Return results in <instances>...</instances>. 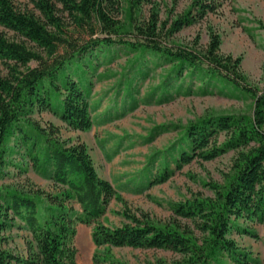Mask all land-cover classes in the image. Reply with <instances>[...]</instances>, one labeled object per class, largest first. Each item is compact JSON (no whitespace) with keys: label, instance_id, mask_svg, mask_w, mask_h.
<instances>
[{"label":"trees","instance_id":"obj_1","mask_svg":"<svg viewBox=\"0 0 264 264\" xmlns=\"http://www.w3.org/2000/svg\"><path fill=\"white\" fill-rule=\"evenodd\" d=\"M28 3L30 8H21L13 0H0V179L20 147L23 158L51 180L57 192L0 186V264H78V224H95L92 242L104 248L101 256L93 255L92 264H119L110 249L123 247L175 255L171 261L147 264H257L231 234L252 236L238 220L264 223V89L248 85L241 57L220 53L218 33L210 30L204 48L199 38L192 45L172 41L182 29L216 13L223 0H193L185 13L167 21L159 19L152 0ZM146 4L151 5L148 16L139 20L137 14ZM115 47L158 58L170 65L175 80H197L201 93L220 83L253 100L250 115L205 117L187 127L178 166L211 161L230 151L235 155L225 185H211L212 197L178 205L175 212L185 223L155 224L143 213L128 211L120 213L124 222L118 227L98 222L115 196L112 185L97 174L84 143L61 141L56 128H43L32 118L46 112L70 130H89L91 84L86 76L94 69L92 60ZM12 143L15 148L9 147ZM16 226L30 236L26 257L5 247V232Z\"/></svg>","mask_w":264,"mask_h":264},{"label":"rangeland","instance_id":"obj_2","mask_svg":"<svg viewBox=\"0 0 264 264\" xmlns=\"http://www.w3.org/2000/svg\"><path fill=\"white\" fill-rule=\"evenodd\" d=\"M13 1L18 7L30 8L28 0ZM152 1L159 19L167 21L185 13L193 0ZM150 9L151 5H142L137 14L139 20L145 19ZM121 23L128 24L127 14ZM210 30L220 35L221 54L241 57V71L248 85L264 89V0H223L216 13L182 29L172 41L192 45L199 38V46L204 48ZM92 65L94 69L86 76L91 84L89 130H70L46 112H36L32 118L43 128H56L61 141L84 143L97 174L112 185L115 196L98 222L118 227L124 222L120 213L128 211L143 213L155 224L185 223L175 212L178 205L197 197H212L211 185H225L235 155L230 151L211 161L193 160L178 166L175 161L187 127L205 117L250 115L253 100L220 83L201 93L203 86L197 80L189 77L175 80L169 64L117 47L92 60ZM23 156V149L16 147L9 157L13 165L6 168L0 186H32L55 194L57 187L53 182L35 171ZM162 178L165 181L154 183ZM73 206L80 211L79 205ZM237 223L253 234L239 235L234 231L231 237L257 264H264V223L243 220ZM16 224L21 225L18 221ZM94 225L76 226L74 245L78 264H92L93 255L103 254L104 248L97 249L92 242ZM4 235L6 248L20 257L27 256L30 236L25 229L16 226ZM110 256L119 264H147L175 258L169 251L128 247L111 248ZM224 264L230 263L225 260Z\"/></svg>","mask_w":264,"mask_h":264}]
</instances>
